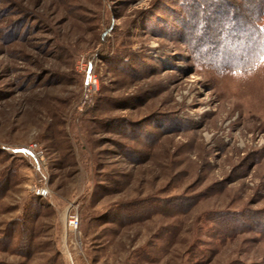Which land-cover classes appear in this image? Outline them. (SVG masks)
Segmentation results:
<instances>
[{
	"label": "rangeland",
	"instance_id": "1",
	"mask_svg": "<svg viewBox=\"0 0 264 264\" xmlns=\"http://www.w3.org/2000/svg\"><path fill=\"white\" fill-rule=\"evenodd\" d=\"M255 1L0 0V264H264Z\"/></svg>",
	"mask_w": 264,
	"mask_h": 264
},
{
	"label": "trees",
	"instance_id": "2",
	"mask_svg": "<svg viewBox=\"0 0 264 264\" xmlns=\"http://www.w3.org/2000/svg\"><path fill=\"white\" fill-rule=\"evenodd\" d=\"M255 3H256V5H255V9H254V15L253 16L246 15L244 18H245V22L247 24L246 26L248 28V32H250V35L255 36L254 39H251L252 43H255L256 45H258V47L254 49V54H256V55L259 54V56L264 57V2L255 1ZM194 4L196 5L197 8L196 9L193 8L194 9V11L192 12L193 15H196L198 13L197 11L202 10V7H206L207 5L208 6L212 5V4L206 3L204 1L201 2L202 6L196 1H194ZM211 7H213V6H211ZM221 8H222V6H220V5L214 7L215 13H217L218 11H221L222 10ZM211 20L215 21V22L220 21L218 16H216V17L214 16L211 19H204L205 27L200 29V30H202L201 33H204L206 35H212V33L210 32V29L207 25L209 23V21H211ZM220 30H222V29H220ZM217 33L218 34L216 36L217 37L216 41L218 42V44L220 43V44H222V46L224 45L225 48H227V49L229 48V46L233 45V43L227 42V41L229 39H231L232 37H234L233 36L234 34H232L230 31H228L226 35H223V33H221L220 31H218ZM222 36H223V41H221ZM200 43L201 42L198 43V48H200L199 52H200L201 48H204V50L201 51L202 60L205 58L207 60H210L211 63L212 62L214 63V61H215L214 57L215 56L212 55L214 50L208 46V43L203 42L201 45H200ZM225 44H227V45H225ZM253 60H254V58L252 59V61ZM220 64L221 63H219L218 65H220Z\"/></svg>",
	"mask_w": 264,
	"mask_h": 264
},
{
	"label": "built area",
	"instance_id": "3",
	"mask_svg": "<svg viewBox=\"0 0 264 264\" xmlns=\"http://www.w3.org/2000/svg\"><path fill=\"white\" fill-rule=\"evenodd\" d=\"M90 82H93V78H92V77L90 78ZM70 223H71V224L74 223V219L71 218V219H70Z\"/></svg>",
	"mask_w": 264,
	"mask_h": 264
}]
</instances>
